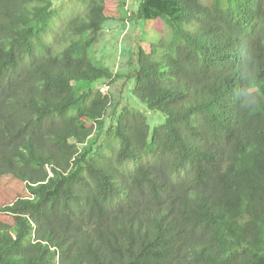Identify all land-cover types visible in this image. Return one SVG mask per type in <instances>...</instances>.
I'll list each match as a JSON object with an SVG mask.
<instances>
[{
	"label": "trees",
	"instance_id": "1",
	"mask_svg": "<svg viewBox=\"0 0 264 264\" xmlns=\"http://www.w3.org/2000/svg\"><path fill=\"white\" fill-rule=\"evenodd\" d=\"M0 0V264H264V0H140L123 106L104 0ZM119 78V76H117Z\"/></svg>",
	"mask_w": 264,
	"mask_h": 264
},
{
	"label": "rangeland",
	"instance_id": "2",
	"mask_svg": "<svg viewBox=\"0 0 264 264\" xmlns=\"http://www.w3.org/2000/svg\"><path fill=\"white\" fill-rule=\"evenodd\" d=\"M140 0H104L107 17L102 29L97 33L98 44L92 56L94 60L116 74V79L106 86L104 82L94 85V90H105L113 96V104L105 113V127L113 124L123 106L131 107L144 113L152 130L161 125L164 117L159 113H150L131 94L133 82L123 75L130 65L135 63V54L141 41L152 42L157 32L151 29L152 21L142 22L137 18V7ZM58 13L54 28L59 30L72 16L86 11L84 0H53ZM119 76V78H117Z\"/></svg>",
	"mask_w": 264,
	"mask_h": 264
},
{
	"label": "built area",
	"instance_id": "3",
	"mask_svg": "<svg viewBox=\"0 0 264 264\" xmlns=\"http://www.w3.org/2000/svg\"><path fill=\"white\" fill-rule=\"evenodd\" d=\"M107 86V85H106ZM108 87V86H107ZM99 91H101V92H104L105 90H101V89H99Z\"/></svg>",
	"mask_w": 264,
	"mask_h": 264
}]
</instances>
